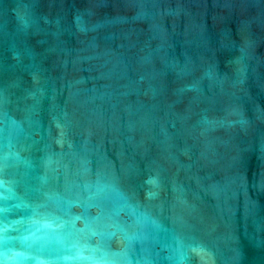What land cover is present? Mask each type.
Wrapping results in <instances>:
<instances>
[{
    "label": "water",
    "instance_id": "1",
    "mask_svg": "<svg viewBox=\"0 0 264 264\" xmlns=\"http://www.w3.org/2000/svg\"><path fill=\"white\" fill-rule=\"evenodd\" d=\"M0 264H264V0H0Z\"/></svg>",
    "mask_w": 264,
    "mask_h": 264
}]
</instances>
